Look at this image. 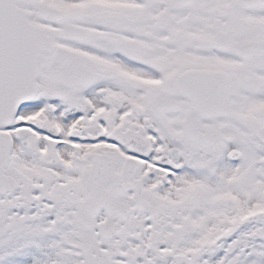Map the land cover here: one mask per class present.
I'll list each match as a JSON object with an SVG mask.
<instances>
[{
    "label": "snow or ice",
    "instance_id": "obj_1",
    "mask_svg": "<svg viewBox=\"0 0 264 264\" xmlns=\"http://www.w3.org/2000/svg\"><path fill=\"white\" fill-rule=\"evenodd\" d=\"M0 264H264V0H0Z\"/></svg>",
    "mask_w": 264,
    "mask_h": 264
}]
</instances>
